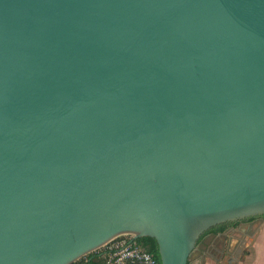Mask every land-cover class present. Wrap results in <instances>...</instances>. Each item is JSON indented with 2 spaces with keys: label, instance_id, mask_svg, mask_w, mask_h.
Masks as SVG:
<instances>
[{
  "label": "water",
  "instance_id": "obj_1",
  "mask_svg": "<svg viewBox=\"0 0 264 264\" xmlns=\"http://www.w3.org/2000/svg\"><path fill=\"white\" fill-rule=\"evenodd\" d=\"M261 216L264 0H0V264Z\"/></svg>",
  "mask_w": 264,
  "mask_h": 264
},
{
  "label": "crops",
  "instance_id": "obj_2",
  "mask_svg": "<svg viewBox=\"0 0 264 264\" xmlns=\"http://www.w3.org/2000/svg\"><path fill=\"white\" fill-rule=\"evenodd\" d=\"M93 254L94 263L103 264L102 252ZM192 257L188 264H222V258L232 264H264V221L244 222L223 235H210Z\"/></svg>",
  "mask_w": 264,
  "mask_h": 264
},
{
  "label": "built area",
  "instance_id": "obj_3",
  "mask_svg": "<svg viewBox=\"0 0 264 264\" xmlns=\"http://www.w3.org/2000/svg\"><path fill=\"white\" fill-rule=\"evenodd\" d=\"M98 252H102L103 264H161L152 253L129 235L111 240ZM86 257L75 264H89Z\"/></svg>",
  "mask_w": 264,
  "mask_h": 264
},
{
  "label": "trees",
  "instance_id": "obj_4",
  "mask_svg": "<svg viewBox=\"0 0 264 264\" xmlns=\"http://www.w3.org/2000/svg\"><path fill=\"white\" fill-rule=\"evenodd\" d=\"M261 217H264V216H261ZM255 219H256V217L255 218H250V219H248L246 221H243V222H250V221H253ZM239 223L240 222L233 223V224H230V225H237ZM230 225L229 224L222 225L220 227H217V228L211 230L209 233L218 234V233L224 232L228 228V226H230ZM137 242L140 245H142L148 252L152 253L159 260L156 243H155V241L153 239H151V238H142V239L137 240ZM86 258L88 259V263L89 264H95L94 263V254L93 253L88 255Z\"/></svg>",
  "mask_w": 264,
  "mask_h": 264
},
{
  "label": "flooded vegetation",
  "instance_id": "obj_5",
  "mask_svg": "<svg viewBox=\"0 0 264 264\" xmlns=\"http://www.w3.org/2000/svg\"><path fill=\"white\" fill-rule=\"evenodd\" d=\"M254 222H257V221H264V217H256L255 220H253ZM251 222V221H250ZM244 222H240L239 224L237 225H230L228 226V228L224 231V232H221V233H218V234H221L223 235L224 233L228 232V231H231V230H235L236 228H238L241 224H243ZM210 235H215V234H211V233H206L202 238L201 240L199 241V243L204 240L205 238L209 237ZM199 245V244H198ZM216 257V256H215ZM217 258V257H216ZM223 262V263H222ZM222 264H232L230 260H226L224 258H222V261H221Z\"/></svg>",
  "mask_w": 264,
  "mask_h": 264
},
{
  "label": "rangeland",
  "instance_id": "obj_6",
  "mask_svg": "<svg viewBox=\"0 0 264 264\" xmlns=\"http://www.w3.org/2000/svg\"><path fill=\"white\" fill-rule=\"evenodd\" d=\"M190 258H191V259L193 258V257H192V255H191V257H190Z\"/></svg>",
  "mask_w": 264,
  "mask_h": 264
}]
</instances>
